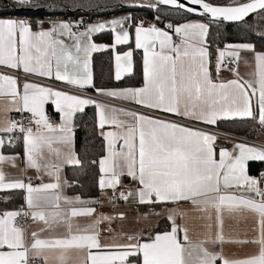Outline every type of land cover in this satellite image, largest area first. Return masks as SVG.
Masks as SVG:
<instances>
[{"label": "crops", "instance_id": "crops-1", "mask_svg": "<svg viewBox=\"0 0 264 264\" xmlns=\"http://www.w3.org/2000/svg\"><path fill=\"white\" fill-rule=\"evenodd\" d=\"M133 20L127 13L79 30L68 20L0 18V198L22 191L38 213L16 231L18 207L0 210V264H264V172L248 171L264 161V52L228 45L220 58H235L236 68L213 76L206 21L175 26L177 40L142 23L132 33ZM105 31L115 52L131 42L143 52L142 86L89 91L92 57L107 49L94 37ZM133 56L115 53L117 81L132 74ZM93 105L106 153L91 200L68 192L66 167L79 163L73 117ZM21 113L39 124L21 152H6ZM50 115L56 125L45 123ZM254 116V140L213 127ZM164 218L171 230L153 234Z\"/></svg>", "mask_w": 264, "mask_h": 264}, {"label": "trees", "instance_id": "trees-1", "mask_svg": "<svg viewBox=\"0 0 264 264\" xmlns=\"http://www.w3.org/2000/svg\"><path fill=\"white\" fill-rule=\"evenodd\" d=\"M215 5H236L251 0H205ZM133 15L131 32L140 15L155 19L160 23L169 22L174 27L193 19L208 23L206 41L209 46V57L212 75H216L220 48L228 45L253 46L256 51L264 52V11L241 23H217L204 18H197L187 12L161 4L157 0H0V18L12 16H29L33 19L80 20L88 18L100 21L123 14ZM34 26V24H33ZM96 43L107 49L94 53L92 57L93 83L90 92L108 88H136L143 85V52L136 49L133 42L120 46L116 52L133 50L134 69L131 75L117 81L114 75L115 50L112 49L113 34L101 32L94 37ZM96 106H89L78 112L74 118L75 152L79 163L66 167V177L70 182L68 192L88 199H96L100 192V161L105 156V140L100 133ZM214 128L241 137L256 139L260 124L256 116L249 119H221ZM231 146L230 143L224 144ZM6 152L22 151V136L13 134L5 139ZM250 176H259L264 172V161H252L248 165ZM8 200L0 198V210L17 208L23 204L24 193L16 191L6 194ZM172 223L162 219L153 234L167 232ZM135 264H141L139 257L133 258Z\"/></svg>", "mask_w": 264, "mask_h": 264}, {"label": "built area", "instance_id": "built-area-1", "mask_svg": "<svg viewBox=\"0 0 264 264\" xmlns=\"http://www.w3.org/2000/svg\"><path fill=\"white\" fill-rule=\"evenodd\" d=\"M11 18L16 22H22V23L25 22L30 26H33V24L36 21H38L29 16H12ZM138 20L140 23L144 24L147 30H151L155 32H161V31L166 32L173 35L174 38L177 40H179L180 38L179 35H176L174 26L171 25L169 22L160 23L157 20L149 18L145 15H140L138 17ZM68 21L75 23L77 29L84 30L95 20L91 21L88 18L73 20L70 18L68 19ZM220 50H227V46L220 48ZM235 68H236V60L233 57H225L223 59L220 58L218 61L217 70H232V69L234 70ZM13 121H14V131L11 133L9 137V139L11 138V141L13 134H18L23 136L25 133L35 129L36 125L39 124L35 120L33 115L30 113H21L16 117H14ZM45 123H49L50 125H56L58 123V119L55 115H50ZM240 139L244 140L245 137ZM25 183L28 185L30 189H35L39 185V179L29 177L26 179ZM258 194L262 195L263 191H259ZM112 199L113 201L118 202L120 200V194L113 193ZM37 221H38V213L25 206V204H22L18 207V213L15 219L13 220L12 227L14 230L17 231L23 228H27L29 226L31 227V225H35Z\"/></svg>", "mask_w": 264, "mask_h": 264}, {"label": "water", "instance_id": "water-1", "mask_svg": "<svg viewBox=\"0 0 264 264\" xmlns=\"http://www.w3.org/2000/svg\"><path fill=\"white\" fill-rule=\"evenodd\" d=\"M181 9L197 18L217 23H241L264 11V0H251L236 5H215L205 0H157Z\"/></svg>", "mask_w": 264, "mask_h": 264}, {"label": "rangeland", "instance_id": "rangeland-1", "mask_svg": "<svg viewBox=\"0 0 264 264\" xmlns=\"http://www.w3.org/2000/svg\"><path fill=\"white\" fill-rule=\"evenodd\" d=\"M222 52V50L219 51V56H220V53ZM156 212H153V215H155ZM128 214V213H127ZM154 219L153 218H150V220L148 219H144L143 220V224L146 225V224H151V222L153 221Z\"/></svg>", "mask_w": 264, "mask_h": 264}]
</instances>
